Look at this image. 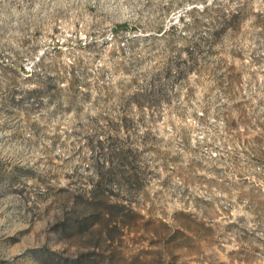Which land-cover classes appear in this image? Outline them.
Here are the masks:
<instances>
[{
	"label": "rangeland",
	"instance_id": "obj_1",
	"mask_svg": "<svg viewBox=\"0 0 264 264\" xmlns=\"http://www.w3.org/2000/svg\"><path fill=\"white\" fill-rule=\"evenodd\" d=\"M0 264H264V0H0Z\"/></svg>",
	"mask_w": 264,
	"mask_h": 264
},
{
	"label": "trees",
	"instance_id": "obj_2",
	"mask_svg": "<svg viewBox=\"0 0 264 264\" xmlns=\"http://www.w3.org/2000/svg\"><path fill=\"white\" fill-rule=\"evenodd\" d=\"M232 21V20H231ZM148 94H145L141 91L135 93V95L133 96L135 99H137L138 101L142 98V101L145 99V97L147 96Z\"/></svg>",
	"mask_w": 264,
	"mask_h": 264
}]
</instances>
